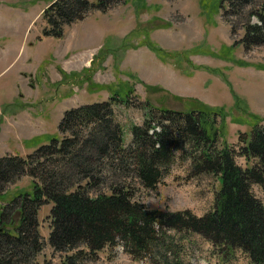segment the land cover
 I'll use <instances>...</instances> for the list:
<instances>
[{"label":"rangeland","instance_id":"1","mask_svg":"<svg viewBox=\"0 0 264 264\" xmlns=\"http://www.w3.org/2000/svg\"><path fill=\"white\" fill-rule=\"evenodd\" d=\"M53 1L0 0V159L24 158L53 138L61 140L59 125L67 111L109 101L112 90L133 91L129 104L114 106L127 144L132 127L146 119L142 106L147 101L176 110L200 103L224 107L231 113L227 141L237 148L239 136L249 137L256 121L232 109L234 95L264 119V44L247 48L241 43L243 26L257 21L251 12L260 0L241 10L224 0H204L207 12L202 0H123L106 13L92 11L59 39L44 36V12ZM151 42L174 59L162 61L146 46ZM36 137L42 138L31 142ZM237 161L246 166L244 157ZM191 171L189 161L177 159L157 191L140 189L136 199L149 210L208 214L220 183L209 175L191 178ZM33 188L32 178L24 176L8 187L0 204ZM254 192L264 201V186ZM52 208L44 205L38 214L45 243L38 264H62L71 254L49 244ZM172 235L182 246L184 264H252L242 251L216 248L198 234ZM80 264L148 263L118 246Z\"/></svg>","mask_w":264,"mask_h":264},{"label":"trees","instance_id":"2","mask_svg":"<svg viewBox=\"0 0 264 264\" xmlns=\"http://www.w3.org/2000/svg\"><path fill=\"white\" fill-rule=\"evenodd\" d=\"M121 2L53 1L44 12V36L62 38L66 27L92 11L106 13ZM224 2L241 10L252 0ZM201 5L207 12L204 0ZM256 7L251 14L257 21L243 26L241 43L247 48L264 44V0ZM146 46L164 62L174 59L155 43ZM112 94L109 101L67 111L59 125L61 140L53 138L24 158L0 159V202L22 177L32 178L34 185L32 193L0 204V264H38L45 245L38 214L50 203L49 244L57 252H71L62 264L95 260L104 249L118 246L136 261L184 264L172 232L198 234L216 248L242 251L252 264H264V201L254 192L264 186V119L234 95L232 109L256 121L249 137L239 136L237 148L227 141L231 113L224 107L200 103L176 110L147 101L142 106L146 119L132 127L127 144L114 106L129 104L133 91ZM238 157L245 158V167ZM177 159L191 163V178L209 175L220 183L213 210L202 217L190 210H149L136 199L140 189L157 191Z\"/></svg>","mask_w":264,"mask_h":264}]
</instances>
